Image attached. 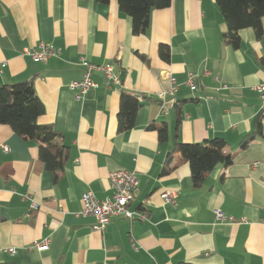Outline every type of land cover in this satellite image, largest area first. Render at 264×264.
I'll list each match as a JSON object with an SVG mask.
<instances>
[{
	"label": "crops",
	"instance_id": "1",
	"mask_svg": "<svg viewBox=\"0 0 264 264\" xmlns=\"http://www.w3.org/2000/svg\"><path fill=\"white\" fill-rule=\"evenodd\" d=\"M261 26L259 37L240 29L233 47L223 41L227 27L215 0H172L151 11L138 35L116 0H0V85L32 77L44 106L37 121L68 147L54 178L35 142L0 124V264H264V99L253 89L264 83V16ZM39 42L58 53L33 60L25 51ZM81 58L112 64L120 82L106 87L94 71L97 86L76 99L69 83L82 76ZM167 73L178 87L159 99ZM121 91L142 103L133 126L118 131ZM260 112L261 135L241 147ZM163 122L168 139L159 141L148 125ZM214 137L225 140L231 161L217 163L195 187L174 141ZM120 168L135 173L129 208L146 218L116 217L101 231L93 216L75 214L80 195H111L108 175ZM167 189L176 190L175 204L161 198ZM215 209L237 221L216 220ZM44 239L47 249L37 250L34 242Z\"/></svg>",
	"mask_w": 264,
	"mask_h": 264
},
{
	"label": "trees",
	"instance_id": "2",
	"mask_svg": "<svg viewBox=\"0 0 264 264\" xmlns=\"http://www.w3.org/2000/svg\"><path fill=\"white\" fill-rule=\"evenodd\" d=\"M108 3L110 0H95ZM120 11L131 18V32L135 35L146 31L150 22V13L153 9L168 7L172 0H116ZM226 23L223 41L233 47L240 44L239 30L251 27L259 37L262 33L261 19L264 16V0H215ZM159 56L169 59L168 45L161 44ZM259 61L264 62L263 58ZM140 95L128 91H121L119 109L117 113V129L123 131L134 124L138 108L141 106ZM179 122V103L175 105ZM44 111V106L37 96L33 78L0 85V124L9 126L18 136L32 140L37 146V155L46 169L53 172L54 178L64 167L68 156V147L60 142L61 134L48 124L37 121ZM260 112L255 119V128L246 134L240 142L245 147L248 141L261 135ZM148 129L157 132L158 140L168 139V128L165 122L155 125L149 124ZM226 142L221 137L207 139L204 142L174 141L173 152L179 153L181 160L187 163L190 170L192 184L199 187L208 173L217 163L228 164L231 157L225 152ZM169 168H164L166 173ZM189 264V263H184Z\"/></svg>",
	"mask_w": 264,
	"mask_h": 264
},
{
	"label": "built area",
	"instance_id": "3",
	"mask_svg": "<svg viewBox=\"0 0 264 264\" xmlns=\"http://www.w3.org/2000/svg\"><path fill=\"white\" fill-rule=\"evenodd\" d=\"M35 61H44L47 57L58 53V49L53 48L51 45L45 42H39L36 48L25 51ZM81 65L84 70L82 76L78 80H72L69 83V88L74 91V97L76 99L82 98L84 94L91 88L97 86L96 82L92 78V73L97 71L104 78L106 87L111 83H119L120 79L113 72V66L110 63L95 64L91 63L85 58L80 59ZM168 80V89L158 92V98L163 99L166 94H172L178 87L177 81L170 74H165ZM186 84L190 89L195 88V74L188 73ZM225 87V85H223ZM261 99H264V83L253 86ZM165 112V110H164ZM4 150H8L7 146H2ZM108 181L111 188V195L100 199L97 198L91 190H86L81 193V208L75 214L78 216L91 215L95 219L94 228L103 231L107 223L116 217L125 218L128 220H143L146 218V212L141 210H130L129 204L133 198V192L137 183V178L133 171L127 169H116L109 172ZM164 202L169 204L176 203L177 192L176 190L167 189L160 193ZM214 216L216 220H227L230 222H236L237 219L232 215L224 214L220 209L214 210ZM241 220H244L241 218ZM34 246L37 250H46L48 247V240L44 239L41 242H34ZM8 251L14 252L13 248H9Z\"/></svg>",
	"mask_w": 264,
	"mask_h": 264
}]
</instances>
